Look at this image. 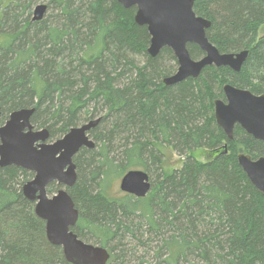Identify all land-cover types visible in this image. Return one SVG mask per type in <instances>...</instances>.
<instances>
[{
  "label": "trees",
  "instance_id": "obj_1",
  "mask_svg": "<svg viewBox=\"0 0 264 264\" xmlns=\"http://www.w3.org/2000/svg\"><path fill=\"white\" fill-rule=\"evenodd\" d=\"M37 2L0 0V124L34 108L33 125L53 141L101 117L91 131L96 148L76 156L77 183L68 189L78 237L106 248L108 264H264V195L237 162L238 151L263 157L264 144L237 126L226 155L197 157L227 142L213 106L223 85L264 93V0H197L195 13L212 22L209 41L220 53L249 57L240 73L209 66L172 86L164 79L177 59L169 48L148 54L150 35L135 23L134 7L50 0V19L36 22ZM188 48L196 60L205 55ZM161 146L184 157L180 169L166 171ZM135 168L149 174V195L109 197L110 176ZM33 177L0 169V264H70L23 195V179Z\"/></svg>",
  "mask_w": 264,
  "mask_h": 264
},
{
  "label": "water",
  "instance_id": "obj_2",
  "mask_svg": "<svg viewBox=\"0 0 264 264\" xmlns=\"http://www.w3.org/2000/svg\"><path fill=\"white\" fill-rule=\"evenodd\" d=\"M124 8H136L135 23L147 26L151 36L148 54L155 58L164 48L173 51L177 72L164 79L166 86L177 85L188 79H197L209 66L228 67L240 72L249 55L248 51L220 53L212 44L207 31L212 22L194 11L197 0H117ZM48 7L37 5L32 21H42ZM197 45L205 55L192 58L189 45ZM225 100L214 101L216 124L233 141L236 126L264 144V95H256L225 84ZM35 109H22L9 115L0 126V169L15 166L34 174L22 192L34 202V212L45 222L47 240L63 250L70 264H108L110 253L100 245L87 243L74 232L80 214L68 189L78 178L75 158L82 149L93 150L96 143L91 137L101 117L71 128L57 140H50V132L37 130L32 123ZM0 107V118H1ZM227 149V145L225 146ZM237 161L242 171L264 195V156L254 158L241 152ZM55 183L61 187L50 195L48 187ZM120 190L138 199L146 198L152 191L149 174L142 170H130L121 179Z\"/></svg>",
  "mask_w": 264,
  "mask_h": 264
},
{
  "label": "rangeland",
  "instance_id": "obj_3",
  "mask_svg": "<svg viewBox=\"0 0 264 264\" xmlns=\"http://www.w3.org/2000/svg\"><path fill=\"white\" fill-rule=\"evenodd\" d=\"M49 1L50 0H38V2L34 5L33 7V10H32V18H33V12H34V9L36 8L37 5H42V4H45L47 7H48V4H49ZM50 12H53L52 10H47L46 14H45V17H44V20L46 19H50L49 18V15L51 14ZM260 35L261 36H264V27L261 28L260 30ZM3 39H6V38H3ZM1 39V40H3ZM149 48V47H148ZM249 52V51H248ZM249 57V56H248ZM247 57V59H248ZM246 59V61H247ZM199 60V59H197ZM245 61V63H246ZM172 63V62H171ZM244 63V64H245ZM244 67V65H243ZM242 67V68H243ZM172 73L170 74V76L174 75L177 70H178V66L175 65L172 67ZM242 71V70H241ZM169 77V76H167ZM166 78V77H165ZM217 99V98H216ZM85 123V122H83ZM82 124V123H81ZM37 129V128H36ZM37 130H41V129H37ZM55 140V139H54ZM161 149H162V152H163V165H164V168L166 169L167 172H171L172 170H176V169H180L183 162H184V157L183 156H179V154L172 148H168V147H164V146H161ZM229 149V148H228ZM223 151V150H222ZM238 153H240L238 151ZM214 153L212 152H209L207 150H201L198 152V159L203 162V163H206L207 161L211 160L210 158L213 156ZM221 154V153H220ZM238 162V161H237ZM133 170H142V169H139V168H135ZM144 171V170H142ZM160 172V171H159ZM157 174V173H155ZM116 175L115 174H112L110 176V180H112V182L110 183V187L108 189V196L109 197H114V198H118V199H122L124 198L125 196H129L128 194L126 193H123L121 190H120V182H121V179L122 177H115ZM30 179L29 178H25L23 179V184L25 185L27 182H29ZM56 190H59V189H56ZM56 192V191H55ZM54 193H51L50 195H52ZM45 231V229H44ZM45 236H46V233H45Z\"/></svg>",
  "mask_w": 264,
  "mask_h": 264
},
{
  "label": "flooded vegetation",
  "instance_id": "obj_4",
  "mask_svg": "<svg viewBox=\"0 0 264 264\" xmlns=\"http://www.w3.org/2000/svg\"><path fill=\"white\" fill-rule=\"evenodd\" d=\"M136 9V8H135ZM136 12V11H135ZM135 21V20H134ZM141 27H146V29H147V26H141ZM147 32H148V29H147ZM148 34H149V32H148ZM150 35V34H149ZM150 39H151V36H150ZM249 56V55H248ZM238 73H240V72H238ZM223 87H224V85H223ZM223 87H222V92H221V97L220 98H217V99H221V100H225V95H224V92H223ZM240 89H243V88H240ZM243 90H247V91H250V92H252V90L251 89H248V88H246V89H243ZM253 93V92H252ZM253 94H256V95H264V93H253ZM217 99H214L213 100V106H214V101L215 100H217ZM9 119V118H8ZM8 119H6L4 122H3V124H0V126H3L7 121H8ZM237 127V126H236ZM236 129V128H235ZM224 133V132H223ZM225 134V133H224ZM226 138H227V136H226ZM234 139H235V132H234V138H233V141H234ZM228 141H230L228 138H227V142L225 141L224 142V144H223V146L221 147V150L219 151H217V152H212V153H214L213 154V156L211 157V158H217V157H219L220 155V153H221V155H226L227 153H228V151H229V142ZM231 142V141H230ZM227 145V149L225 148V146ZM223 150V151H222Z\"/></svg>",
  "mask_w": 264,
  "mask_h": 264
}]
</instances>
